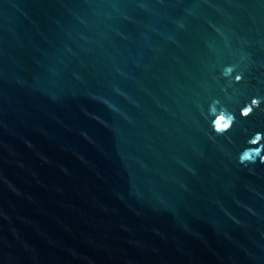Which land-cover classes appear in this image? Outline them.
I'll return each instance as SVG.
<instances>
[{"label": "water", "instance_id": "1", "mask_svg": "<svg viewBox=\"0 0 264 264\" xmlns=\"http://www.w3.org/2000/svg\"><path fill=\"white\" fill-rule=\"evenodd\" d=\"M0 264H264V0H0Z\"/></svg>", "mask_w": 264, "mask_h": 264}, {"label": "snow or ice", "instance_id": "2", "mask_svg": "<svg viewBox=\"0 0 264 264\" xmlns=\"http://www.w3.org/2000/svg\"><path fill=\"white\" fill-rule=\"evenodd\" d=\"M237 80L240 79L239 76L236 77ZM258 102L256 100H252L251 104L256 105ZM253 109L252 108H244L243 109V115L244 116H249L252 113ZM223 117H220L219 120L216 121V131L217 133L223 134L225 133V130L228 129L229 125L222 123Z\"/></svg>", "mask_w": 264, "mask_h": 264}, {"label": "clouds", "instance_id": "3", "mask_svg": "<svg viewBox=\"0 0 264 264\" xmlns=\"http://www.w3.org/2000/svg\"><path fill=\"white\" fill-rule=\"evenodd\" d=\"M240 77V76H239ZM240 79H241V77H240ZM253 100H255V99H253ZM105 103H107V101H105ZM110 108H111V104H109L108 105ZM242 115H243V112H242ZM227 131V129L225 130V132Z\"/></svg>", "mask_w": 264, "mask_h": 264}]
</instances>
